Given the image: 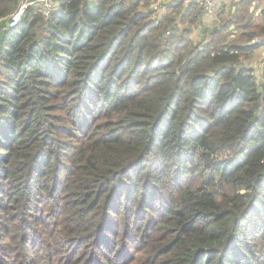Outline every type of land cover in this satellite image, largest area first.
Instances as JSON below:
<instances>
[{
    "label": "trees",
    "instance_id": "16d2710c",
    "mask_svg": "<svg viewBox=\"0 0 264 264\" xmlns=\"http://www.w3.org/2000/svg\"><path fill=\"white\" fill-rule=\"evenodd\" d=\"M21 1L0 0V264H264V12L57 0L10 29Z\"/></svg>",
    "mask_w": 264,
    "mask_h": 264
},
{
    "label": "built area",
    "instance_id": "2783aa9c",
    "mask_svg": "<svg viewBox=\"0 0 264 264\" xmlns=\"http://www.w3.org/2000/svg\"><path fill=\"white\" fill-rule=\"evenodd\" d=\"M192 4H196L201 8L203 19H218L222 12V7L218 0H150V7L157 14L158 19L161 18L162 15H165L169 8L173 6L182 5L185 8H188ZM30 6L37 7L44 16L48 17L55 7V0H22L9 19L8 26L10 29L16 28L21 23L26 9ZM262 44L263 42L259 38L252 39L249 43V45L253 47ZM253 67L255 70L261 72L264 69V58H262L259 63L253 65Z\"/></svg>",
    "mask_w": 264,
    "mask_h": 264
},
{
    "label": "crops",
    "instance_id": "0c3cea01",
    "mask_svg": "<svg viewBox=\"0 0 264 264\" xmlns=\"http://www.w3.org/2000/svg\"><path fill=\"white\" fill-rule=\"evenodd\" d=\"M221 4L222 7V12L224 11V13L220 15V19H215L212 20L211 18H204L203 19V24L205 26H214L217 22H219L221 20L222 15L226 16L228 14V5L232 0H218ZM250 1L251 3H253L252 8H249V12L252 13L253 15L255 14V19L259 20V16L264 12V9L261 11L260 9L257 11L258 7L260 6V0H235V6L232 7L231 11L233 13H235L237 10H241V8H244V4L246 2ZM256 10L257 14H256ZM260 11V12H259ZM232 28L234 29V26H232ZM219 27L216 26L215 30H218ZM235 33H237V31H234ZM199 35V32H196V34L194 33V36H192V38H197ZM233 37H235V34L232 35ZM262 58H264V44L257 46L256 49H254L253 54L250 57V61L252 62L253 65L257 64L260 62V60H262Z\"/></svg>",
    "mask_w": 264,
    "mask_h": 264
},
{
    "label": "rangeland",
    "instance_id": "374dc122",
    "mask_svg": "<svg viewBox=\"0 0 264 264\" xmlns=\"http://www.w3.org/2000/svg\"><path fill=\"white\" fill-rule=\"evenodd\" d=\"M55 1H57V0H55ZM233 6H235V0H232L230 3H229V5H228V11H231V9H232V7ZM252 6H253V3H251L250 1H248V2H246L245 4H244V8H252ZM263 10L264 9V0H260V6L258 7V9H257V11L258 10ZM254 11H256V10H254ZM257 11H256V14H257ZM263 20L260 18L258 21H255L256 22V24H258L259 22L261 23ZM240 34V33H239ZM238 34V35H239Z\"/></svg>",
    "mask_w": 264,
    "mask_h": 264
},
{
    "label": "water",
    "instance_id": "95a60500",
    "mask_svg": "<svg viewBox=\"0 0 264 264\" xmlns=\"http://www.w3.org/2000/svg\"><path fill=\"white\" fill-rule=\"evenodd\" d=\"M209 75H211V74H209Z\"/></svg>",
    "mask_w": 264,
    "mask_h": 264
}]
</instances>
